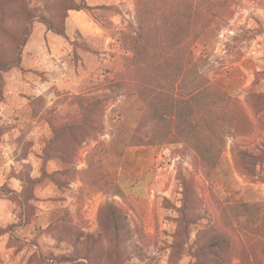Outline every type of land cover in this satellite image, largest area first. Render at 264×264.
Listing matches in <instances>:
<instances>
[{
    "label": "rangeland",
    "instance_id": "374dc122",
    "mask_svg": "<svg viewBox=\"0 0 264 264\" xmlns=\"http://www.w3.org/2000/svg\"><path fill=\"white\" fill-rule=\"evenodd\" d=\"M71 1L0 0V69L23 7L37 16L19 65L0 71V264H264V99L250 96L264 97V0L186 9L178 78L193 63L231 98L205 160L158 139L145 98L166 75L173 0ZM211 240L222 247L201 248Z\"/></svg>",
    "mask_w": 264,
    "mask_h": 264
},
{
    "label": "trees",
    "instance_id": "16d2710c",
    "mask_svg": "<svg viewBox=\"0 0 264 264\" xmlns=\"http://www.w3.org/2000/svg\"><path fill=\"white\" fill-rule=\"evenodd\" d=\"M202 2H207V0ZM64 3L63 8L65 10L76 9L71 0H65ZM191 6H193V0H173L169 5L168 12L164 14L163 33H165L166 36L163 39L165 40V44H163L165 56L162 62L165 65L163 70L166 75L160 81L156 79V76H151V87L149 94H146L145 98L147 100V106L149 105L150 107V121L160 124L162 128V133L157 134L159 137L158 139L162 141L172 137L176 141L191 143L194 145L195 154L201 160H205L207 155L212 158V153L217 156V145H215V140L221 139V131L223 129L221 127L211 126L209 121L217 116L215 113H217L216 107L219 103L231 102V98L227 96L225 92L215 90V86H213L212 82L206 78V75H203L205 74L203 70H201V73L198 72V79L196 78L197 80H195V76H193L195 71L192 68L193 63H191L192 60H188L187 63L191 64L185 68V74H188L191 79L184 80L178 78L179 66H177V61L174 60L173 47L175 41L179 42L176 38L179 36L180 32L183 35L181 39L185 40L187 37V31H185V29L188 27L192 15L191 12L187 13L186 9ZM23 9L26 16L24 25L19 34L14 37L15 42H17L14 48V53L16 54L15 58L8 62L1 63L0 71L18 66L21 61V47L25 44L30 34L31 21L37 17L36 15H32V13H30L31 11L25 6ZM137 10L140 11V8ZM65 17L64 15V21ZM42 19H44L43 22L47 25L48 29L58 34H64L63 19L58 23L45 18ZM196 34L197 36L200 35L199 33ZM150 64H152L150 66L155 69L154 66L156 64L153 62H150ZM200 69L201 68H197V70ZM186 83H188V86H186ZM183 89L187 90L186 94H184ZM250 96L255 101L264 99V97L258 93H253ZM219 113L220 112H218V114ZM204 121L206 123H204ZM234 129L235 128H229L228 131L232 132ZM152 139L155 141L154 138ZM206 141H210V144H212L210 145ZM247 154L251 156L250 153ZM9 229L8 227L4 228L5 231ZM218 244L220 246L219 248H221L222 242L211 240L206 242L201 248L209 250L211 247H215Z\"/></svg>",
    "mask_w": 264,
    "mask_h": 264
}]
</instances>
